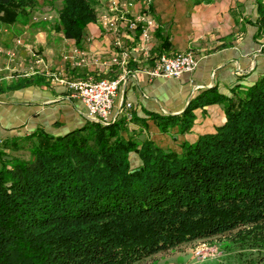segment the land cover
I'll return each instance as SVG.
<instances>
[{
	"label": "trees",
	"instance_id": "16d2710c",
	"mask_svg": "<svg viewBox=\"0 0 264 264\" xmlns=\"http://www.w3.org/2000/svg\"><path fill=\"white\" fill-rule=\"evenodd\" d=\"M256 3L261 33L264 0ZM36 4L0 0V9L26 23ZM95 5L63 0L67 38L82 43L97 19ZM214 90L200 92L182 114L151 113L162 132L178 124L185 131L193 109L226 103L225 122L181 151L151 139L139 147L122 134L120 116L109 123L87 118L65 134L19 136L44 141L31 160L6 159L0 150V264H134L239 227H251L264 245V74L232 98L208 97ZM133 151L142 164L133 166ZM232 264H264V255Z\"/></svg>",
	"mask_w": 264,
	"mask_h": 264
},
{
	"label": "crops",
	"instance_id": "0c3cea01",
	"mask_svg": "<svg viewBox=\"0 0 264 264\" xmlns=\"http://www.w3.org/2000/svg\"><path fill=\"white\" fill-rule=\"evenodd\" d=\"M36 1L26 23L17 19V11L0 9V80L5 81L0 85V105L30 106L38 114L32 117L24 111L17 123L0 125V142L23 125L31 132L41 128L54 135L81 126L89 118L87 108L64 81L107 77L121 79L114 115L124 120L122 134L139 147L151 139L168 148L162 143L166 133L151 113L182 114L193 98L210 88H215L208 93L210 98L217 94L232 98L264 74V32L259 33L256 24V0H118V7L111 5L112 0H93L97 19L87 24L81 44L65 36L60 17L63 0ZM53 3L60 5L46 7ZM140 16L150 22L145 50L140 45L141 29L129 27V19ZM112 20L118 30L109 27ZM188 51L198 59L194 71L180 77L147 73L158 56ZM125 53L130 57L124 67L113 59L121 60ZM15 78L23 84H15ZM127 102L133 104L131 119L126 118ZM61 104L74 111L48 110ZM225 107L218 101L193 109L190 128L180 133V148L222 125ZM170 129L178 132L180 125ZM130 159L133 166L141 164L137 151Z\"/></svg>",
	"mask_w": 264,
	"mask_h": 264
},
{
	"label": "rangeland",
	"instance_id": "374dc122",
	"mask_svg": "<svg viewBox=\"0 0 264 264\" xmlns=\"http://www.w3.org/2000/svg\"><path fill=\"white\" fill-rule=\"evenodd\" d=\"M59 5L60 4L58 3H53L46 5V7L58 8ZM57 76L62 77L59 74ZM16 81L17 80L15 78V84H23V81L21 80L20 82ZM1 82H4L2 85L5 84L4 80H0V85ZM72 107L73 106L67 104H61L60 106H57L54 109L48 110L59 111V109H62L64 113L68 114L70 113V111H74ZM36 110L37 108L31 109L30 106L11 107L7 105H0V125L3 127H8L14 123H17L16 118H20L24 111L27 112V115H31L32 117L36 116L38 115L36 113ZM25 120L26 118H24V120L19 123L23 124ZM18 130L19 131L14 136L3 138V140L0 142V150L5 153L6 159H13L15 157H18L24 160H31L34 157V148L44 143V141L39 138V135L36 134L30 136L27 141L25 139H21L19 138V136L29 135L32 133V130L27 129L24 125L20 126ZM28 131L30 133H27ZM35 131L42 132V129L37 128ZM45 131L48 132L47 130ZM185 131L179 129L178 132H172V130L170 129L168 132H164L166 134L164 135V140L162 141V143L167 144V149L169 150H182V147L180 148L179 145L180 133ZM174 135L179 136L175 137ZM140 163L142 164V160ZM133 164L135 163L133 162ZM249 228L251 227H239L234 230H230L228 232H224L222 234L210 238L196 239L194 241L185 242L183 244L174 246L172 248L164 249L147 257H144L143 259L134 262V264H232L245 257H256L259 253L264 255V245L259 247L256 244V242L253 240L252 233H249V231H251L252 229ZM201 244H205L206 247L203 253L198 256L196 255V250Z\"/></svg>",
	"mask_w": 264,
	"mask_h": 264
},
{
	"label": "built area",
	"instance_id": "2783aa9c",
	"mask_svg": "<svg viewBox=\"0 0 264 264\" xmlns=\"http://www.w3.org/2000/svg\"><path fill=\"white\" fill-rule=\"evenodd\" d=\"M149 0H145V3ZM111 5L114 7L119 6L118 0H112ZM129 3H125V7L129 6ZM150 22L143 16L134 17L129 19V27L132 29H141V49H148V43L150 41ZM112 30H118V23L112 20L109 26ZM1 51V49H0ZM130 54L125 53L124 58L121 60L114 58L115 62L122 64L124 67L128 65ZM198 64V59L192 51L179 52L172 56L162 54L155 60L154 65L147 69V73L151 77L158 76H171L180 77L186 72H192L195 70ZM1 71V68H0ZM59 76H57V80ZM61 78V77H60ZM62 81V80H61ZM73 91L75 96L79 97L83 104L87 108V115L90 119L100 121L102 123H109L113 121L117 116L114 115L116 98L120 90V78H77L76 80L70 79L64 81ZM133 104L127 102L125 108L128 109L126 118L131 119L133 113L131 112ZM206 245L201 244L197 250L196 255L200 256Z\"/></svg>",
	"mask_w": 264,
	"mask_h": 264
}]
</instances>
